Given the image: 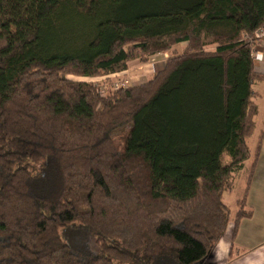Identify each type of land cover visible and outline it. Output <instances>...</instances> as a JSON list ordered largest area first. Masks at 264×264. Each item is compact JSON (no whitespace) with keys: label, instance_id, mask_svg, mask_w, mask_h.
<instances>
[{"label":"trees","instance_id":"obj_1","mask_svg":"<svg viewBox=\"0 0 264 264\" xmlns=\"http://www.w3.org/2000/svg\"><path fill=\"white\" fill-rule=\"evenodd\" d=\"M263 27L264 0H0V264H213L254 214Z\"/></svg>","mask_w":264,"mask_h":264},{"label":"crops","instance_id":"obj_2","mask_svg":"<svg viewBox=\"0 0 264 264\" xmlns=\"http://www.w3.org/2000/svg\"><path fill=\"white\" fill-rule=\"evenodd\" d=\"M257 49L264 53V38L259 41ZM258 83H256L254 86V90L259 94V97L256 100L260 99V101H263L264 81ZM256 100L255 102L257 104ZM262 129L258 133L257 140ZM249 149L251 153L250 159L252 158L249 164L250 166L254 158V151L252 153L250 147ZM243 177L245 179V174ZM248 206L249 209H251L254 213L253 217L251 219H245L241 222L239 232L234 242H232V226L229 227L226 232V235L217 245L213 257V264H264V142L262 145L255 176L250 189Z\"/></svg>","mask_w":264,"mask_h":264},{"label":"rangeland","instance_id":"obj_3","mask_svg":"<svg viewBox=\"0 0 264 264\" xmlns=\"http://www.w3.org/2000/svg\"><path fill=\"white\" fill-rule=\"evenodd\" d=\"M183 48L184 46H178L175 48V50L178 53H181ZM171 56H172V52L171 53L168 52V54H164V53L158 54L156 57H153L149 61V63L142 64L137 61L133 62L131 63L127 73L111 75L109 77H101V78L68 77V78L74 81L93 83V85L98 87L103 94L108 95V93L118 88L134 87L146 83L147 81L152 79L157 72L161 71L164 68L166 60ZM256 101L259 106V115L255 119L257 128L253 137L248 141L252 153L254 151L258 133L263 127V120H264V100L260 101L259 99ZM251 159H249L246 162V168L249 166ZM244 174L245 171L241 172L239 178L235 181L234 191L231 194L225 195V203L231 208L233 213L236 212V201L240 199L241 193L245 186V179L243 177Z\"/></svg>","mask_w":264,"mask_h":264},{"label":"built area","instance_id":"obj_4","mask_svg":"<svg viewBox=\"0 0 264 264\" xmlns=\"http://www.w3.org/2000/svg\"><path fill=\"white\" fill-rule=\"evenodd\" d=\"M256 38L260 41L264 38V27L256 33ZM253 59L255 63L254 71L258 75H264V53L259 49L253 52Z\"/></svg>","mask_w":264,"mask_h":264}]
</instances>
